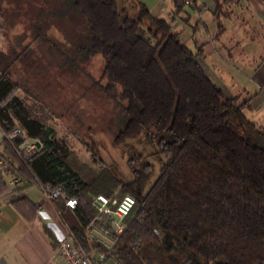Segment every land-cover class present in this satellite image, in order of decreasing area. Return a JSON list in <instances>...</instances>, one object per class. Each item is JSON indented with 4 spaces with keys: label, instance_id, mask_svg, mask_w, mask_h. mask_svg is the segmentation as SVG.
<instances>
[{
    "label": "trees",
    "instance_id": "16d2710c",
    "mask_svg": "<svg viewBox=\"0 0 264 264\" xmlns=\"http://www.w3.org/2000/svg\"><path fill=\"white\" fill-rule=\"evenodd\" d=\"M60 1V30L76 33L74 53L84 61L104 59L107 83L100 89L119 107L114 144L126 147L132 177L124 181L105 166L87 168L57 138L49 122L55 112L19 77L34 57L31 42L0 49V127L10 136L3 155L13 159L17 175L62 187L52 202L88 252L92 245L105 249L89 236L94 198L133 195L127 227L107 257L118 264H264V126L244 110L251 98L226 95L199 62L202 48H190L143 0ZM214 1L220 18L239 0ZM35 37L55 45L42 25ZM30 138L41 148L22 159L15 148ZM131 139L156 143L163 156L157 176ZM15 191L0 169V198ZM69 198L77 199L75 209L66 205ZM11 202L27 219L39 217L25 195ZM110 222L96 219L100 227Z\"/></svg>",
    "mask_w": 264,
    "mask_h": 264
},
{
    "label": "rangeland",
    "instance_id": "374dc122",
    "mask_svg": "<svg viewBox=\"0 0 264 264\" xmlns=\"http://www.w3.org/2000/svg\"><path fill=\"white\" fill-rule=\"evenodd\" d=\"M60 4V0H5L4 11L0 13V49L8 50L11 46L21 47L32 43L34 57L27 63L29 70L21 71L19 77L26 82L36 99L49 105L55 112L49 122L57 130V138L64 139L77 161L87 168L100 171L105 166L127 181L131 179L132 172L126 147L114 144L119 107L100 89L101 84L107 83L103 77L104 59L96 55L84 61L74 53L77 36L76 33L65 35L60 30L64 22L62 8L58 7ZM63 8L66 9L65 6ZM58 18L61 25L57 27L53 22ZM170 20L177 25V21ZM239 21L240 18L235 19L236 23ZM47 24L54 26L48 28ZM232 24H229V29L218 43L220 47L227 46L224 58L212 55L205 60V57H198L205 71H209L208 65H216L213 71L224 80L228 96L240 91L245 81L244 70L250 69L248 65L259 60L264 53V36L259 29L253 27L249 31L260 41L256 44V51H248L234 44L236 29ZM41 25L55 45L43 43L35 37L36 27ZM192 48L196 50L194 46ZM228 52L232 53L233 59L227 58ZM239 56H245V61ZM238 95L240 100L250 98L244 92ZM20 96L24 97V93L20 92ZM137 140L131 139L129 142L136 144L137 150L155 164L157 176L163 156L157 153L156 143H138ZM9 158L12 162L13 159ZM10 177L9 180L14 181V176Z\"/></svg>",
    "mask_w": 264,
    "mask_h": 264
},
{
    "label": "crops",
    "instance_id": "0c3cea01",
    "mask_svg": "<svg viewBox=\"0 0 264 264\" xmlns=\"http://www.w3.org/2000/svg\"><path fill=\"white\" fill-rule=\"evenodd\" d=\"M153 14L177 21L172 25L184 36V41L192 48H202L201 57L224 58L227 46H219L229 24L234 23L236 34L234 44L244 50L256 51L258 43L256 37L249 32L253 27L260 30L264 36V1L239 0L229 5L230 14L217 18L216 3L214 0H194L191 5L181 4L180 0H143ZM240 18L238 23L235 19ZM244 21H243V20ZM246 20V22H245ZM220 22L223 28L220 27ZM233 41V40H232ZM193 49V48H192ZM194 50V49H193ZM224 54V55H223ZM227 58L233 59L228 52ZM239 59L245 61V56ZM257 60V59H256ZM250 63L248 70H244V85L240 91L230 94L236 96L241 92L249 94L250 107L244 110L247 116L257 124L264 126V53L259 60ZM212 67V68H211ZM204 68V67H203ZM213 68L216 65H208V76L224 89V80L218 76ZM5 133L0 127V154H6ZM13 172V173H12ZM8 188L15 191L13 195L7 194L0 198V264H62L58 256L60 239L69 231L63 222L60 213L52 201L43 199L42 186L39 183H29L23 176H17L18 172H4ZM14 174V175H12ZM9 176L19 177L20 182L10 181ZM10 177V178H11ZM24 187L21 191L17 187ZM20 195H25L38 209V218L27 219L12 204V200ZM103 249L92 245L89 253L92 259L97 260ZM103 264H118L113 258H108Z\"/></svg>",
    "mask_w": 264,
    "mask_h": 264
},
{
    "label": "built area",
    "instance_id": "2783aa9c",
    "mask_svg": "<svg viewBox=\"0 0 264 264\" xmlns=\"http://www.w3.org/2000/svg\"><path fill=\"white\" fill-rule=\"evenodd\" d=\"M193 1L180 0L181 4L184 5H191ZM19 131V129H16L13 134H18ZM5 136L10 138L9 135L5 134ZM37 142V140L30 138L15 148V150L22 159H28L40 150L41 145L39 146ZM12 168L13 164H11L10 160L3 154H0V169L4 172H9ZM14 181L20 182V178L15 177ZM41 186L44 200L52 201L61 195L62 187L60 186ZM135 203V197L130 194L123 196L121 199L119 197L98 194L93 200V206L97 209V216L89 224V236L92 240L100 243L105 249L101 251L97 260L92 259L90 253L76 240L69 230L60 239L58 246V256L62 264H103L117 242L116 235L125 231L127 227L126 217L134 208ZM66 205L71 209H75L78 201L76 198H69L66 201ZM105 217L111 218L109 227L98 226L96 219L102 220Z\"/></svg>",
    "mask_w": 264,
    "mask_h": 264
},
{
    "label": "water",
    "instance_id": "95a60500",
    "mask_svg": "<svg viewBox=\"0 0 264 264\" xmlns=\"http://www.w3.org/2000/svg\"><path fill=\"white\" fill-rule=\"evenodd\" d=\"M37 144L40 146V145H41V142H40V141H38V142H37Z\"/></svg>",
    "mask_w": 264,
    "mask_h": 264
}]
</instances>
